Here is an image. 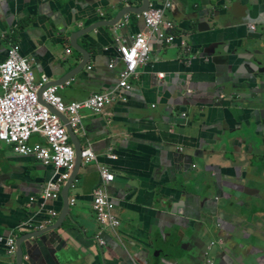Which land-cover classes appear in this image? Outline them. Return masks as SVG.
<instances>
[{
  "label": "crops",
  "instance_id": "crops-1",
  "mask_svg": "<svg viewBox=\"0 0 264 264\" xmlns=\"http://www.w3.org/2000/svg\"><path fill=\"white\" fill-rule=\"evenodd\" d=\"M173 2L175 42L153 38L133 92L121 93L119 42L148 31L143 13L81 37L91 56L81 72L72 37L144 0H0V65L18 45L66 103L117 99L103 115L85 113L76 136L98 162L82 164L63 225L68 183L44 201L54 170L0 143V238L40 235L24 243V264H264V0ZM100 166L116 176L117 233L94 212ZM17 253L0 245V264H18Z\"/></svg>",
  "mask_w": 264,
  "mask_h": 264
},
{
  "label": "built area",
  "instance_id": "built-area-1",
  "mask_svg": "<svg viewBox=\"0 0 264 264\" xmlns=\"http://www.w3.org/2000/svg\"><path fill=\"white\" fill-rule=\"evenodd\" d=\"M173 6V0H164L161 8L152 6L142 15L148 31L134 36L132 44L119 42L124 64L118 85L121 93L133 92V81L139 77L140 67L151 60L153 38L166 45L175 42L176 35L172 32L175 22L167 17V12ZM251 29L256 28L251 26ZM68 52L72 51L69 49ZM110 67L115 68V64L112 63ZM160 78H165V74H161ZM52 83L46 75L40 80L37 78L34 62L21 55L18 45L9 49L6 60L0 65V143L11 147L16 156L35 159L46 168L54 170V177L42 198L44 201L55 202L61 197L62 187L72 179L78 159L62 116L67 118L69 126L80 136L84 132L85 113L103 115L117 99L113 95L97 94L88 100L68 104L61 95L63 87ZM37 136L44 142L34 143ZM110 159L116 161L118 158L111 155ZM82 160L86 166L98 162L92 149L83 151ZM100 173L102 186L94 195V212L103 228L117 233L122 222L116 214L117 205L108 191L116 181V176L108 167L100 166ZM75 203L74 200L72 206ZM53 217L58 218V214L54 213ZM98 241L103 247L107 245L101 236ZM0 245L7 248L10 256L16 255L18 251L16 238L1 237Z\"/></svg>",
  "mask_w": 264,
  "mask_h": 264
},
{
  "label": "water",
  "instance_id": "water-1",
  "mask_svg": "<svg viewBox=\"0 0 264 264\" xmlns=\"http://www.w3.org/2000/svg\"><path fill=\"white\" fill-rule=\"evenodd\" d=\"M151 0H144V5L141 7V8H137V9H133V7H127V8H124L120 14L112 21H108L107 23L105 22H102V23H98L97 25H95V27L93 28H86V29H82L78 32H76L73 37H72V41L74 43V46L75 48L78 50V51H81L83 54H84V62L80 64L79 68L76 70V71H79L81 72V69L84 68V66L89 62V58H91V56L86 52V50H83L84 48H82L80 45H79V42L78 40L91 33L92 31H95L97 30L99 27L101 26H117L118 24H120L123 19L128 16L130 13H144L146 11H148L151 7ZM72 72L70 73L66 78H65V81L64 82H68V81H71V79H73V77L75 76V72ZM261 72V71H260ZM53 85H58V84H53ZM61 84H59L58 86H60ZM44 91L41 93V96L43 95ZM63 117V121L65 122V124L67 125L68 127V131H69V134L70 136L72 137L73 139V142L75 143L76 147H75V150L77 152V156H78V159H77V168H76V171H75V174L73 175V178L70 180V182H68V185L67 187L65 188V191H64V200H65V211L62 215V218H61V221H60V224L63 225V222L64 220H66L67 216H68V213L70 211L69 209V200H70V191L72 189V187L75 185L74 183L76 182V179H77V176H78V173L82 167V164H83V161H82V153L84 151L82 145L79 143L78 141V137L76 136L74 130L71 128V126H69V121L67 120V118H65L64 116ZM61 227V226H60ZM60 227L56 226L55 228L59 229ZM53 228V229H55ZM46 232L42 231L40 232V234H45ZM40 235L36 234V233H33L32 235H29L27 237H24L23 239H21L19 242H18V247H19V251L17 253V257H18V264H24V259H25V256H24V251H23V245L26 241H29V240H32V239H35L37 237H39ZM10 238V237H8Z\"/></svg>",
  "mask_w": 264,
  "mask_h": 264
}]
</instances>
